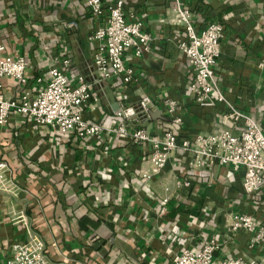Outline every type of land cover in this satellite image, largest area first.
<instances>
[{
	"label": "crops",
	"instance_id": "obj_1",
	"mask_svg": "<svg viewBox=\"0 0 264 264\" xmlns=\"http://www.w3.org/2000/svg\"><path fill=\"white\" fill-rule=\"evenodd\" d=\"M126 13L142 19L153 39L150 53L126 66L135 80L129 85L103 84L100 106L86 110L90 122L116 128V103H135L143 94L165 97L181 105L180 139L225 129V107L213 102L198 106L186 95L188 68L175 45L182 28L173 26L170 0H123ZM195 31L211 23L224 30L214 74L225 99L261 128L264 136V0H190L186 2ZM76 22L77 30L62 25ZM92 27L84 0H0L1 56L22 57L32 80L51 66V59L67 57L69 77L92 80V51L87 36ZM28 87L35 89L30 81ZM20 88L3 79V94L17 98ZM160 135L168 119L152 116L142 124ZM148 145L102 133L85 140L59 135L22 116L0 125V161L8 165L15 196L0 194V264L10 260L11 245L25 241L27 231L39 236L47 258L56 264H172L182 250H197L216 238L218 259L264 260V193L242 191V170L188 166L176 151L163 171L151 180ZM166 201V202H165ZM249 215L254 232H231L235 215ZM26 225H24V222Z\"/></svg>",
	"mask_w": 264,
	"mask_h": 264
},
{
	"label": "built area",
	"instance_id": "obj_2",
	"mask_svg": "<svg viewBox=\"0 0 264 264\" xmlns=\"http://www.w3.org/2000/svg\"><path fill=\"white\" fill-rule=\"evenodd\" d=\"M190 0H170L173 5V26L182 28L175 45L184 56L188 68L186 95L198 106L213 102L225 107V129L212 133H200L194 138L180 139L183 120L181 105L177 100L165 97L155 100L146 94L133 104L120 98L113 112L118 121L116 128L94 123L84 118L86 110L95 112L100 106L99 92L103 84L114 81L129 85L135 80L133 70L126 66V58L132 53L140 58L151 52L154 39L144 31L142 19L126 13L123 0H84L92 27L87 41L92 51L91 81L83 76L69 77L67 57L51 59V66L32 80L25 75L28 62L22 57L1 56L0 47V125L9 118L22 116L36 125L49 127L59 135L74 134L78 139L96 137L102 133L115 134L133 146L148 145L146 162L149 169L141 172L143 180H151L165 168L169 158L180 151L188 166L199 169L207 166L229 167L236 173L242 170V191L246 195L264 193V136L260 126L249 116L231 105L222 93L214 74L220 56V43L224 30L221 24L211 23L201 32L195 31L191 12L186 5ZM67 31L78 28L76 22L62 25ZM264 70V59L258 64ZM10 78L20 88L17 98L3 94V79ZM30 81L35 89L28 87ZM168 119V126L160 135H151L142 124L152 116ZM8 165L0 161V194L15 196V187L8 178ZM166 202V201H165ZM24 222V221H23ZM24 225L26 223L24 222ZM256 222L249 215H235L229 225L231 232H254ZM264 229L260 228L253 242H260ZM219 243L212 238L200 244L197 250H182L171 258L172 264H253L243 259H218ZM7 264H56L45 253L42 239L27 231L25 241L15 242L10 248ZM264 264V260L260 263Z\"/></svg>",
	"mask_w": 264,
	"mask_h": 264
}]
</instances>
